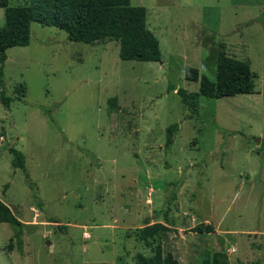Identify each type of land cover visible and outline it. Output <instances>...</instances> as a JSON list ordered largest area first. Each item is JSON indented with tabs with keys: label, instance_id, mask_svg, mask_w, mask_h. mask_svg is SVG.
Listing matches in <instances>:
<instances>
[{
	"label": "rangeland",
	"instance_id": "rangeland-1",
	"mask_svg": "<svg viewBox=\"0 0 264 264\" xmlns=\"http://www.w3.org/2000/svg\"><path fill=\"white\" fill-rule=\"evenodd\" d=\"M130 3L146 10L158 62L36 22L27 46L6 51L0 200L23 225L20 250L0 223V264H137L151 253L137 230L153 217L180 232L175 245L208 246L202 258L264 264V0ZM220 50L248 63L253 92L199 96L192 112L169 89L198 93L185 67L214 81Z\"/></svg>",
	"mask_w": 264,
	"mask_h": 264
},
{
	"label": "trees",
	"instance_id": "trees-1",
	"mask_svg": "<svg viewBox=\"0 0 264 264\" xmlns=\"http://www.w3.org/2000/svg\"><path fill=\"white\" fill-rule=\"evenodd\" d=\"M0 9L4 10V26L0 27V103L5 107H9L12 101L3 92L6 51L29 44L30 25L34 22L63 30L71 42L93 44L102 40L115 41L119 45L118 56L122 61L158 62L161 59L159 42L146 27L145 8L131 5L130 0H29L25 6H10L9 0H0ZM254 77L247 62L228 57L220 50L217 53L214 81L200 76L196 68L185 67L184 79L198 81V93H188L174 87L169 90L175 91L183 106L194 112L198 107L199 96L222 98L252 93ZM171 144L172 138L168 136L166 146ZM9 153L12 155L11 166L22 169L30 184L22 153L14 148H9ZM154 215L161 214L155 212ZM0 223L14 228V237L21 250L19 228L23 224L1 200ZM167 231L170 230L165 225L150 224L147 218L145 224L137 230L136 239L151 253L147 257L138 254L137 264H180L171 253L163 254L160 243H156L161 234ZM200 264L229 262L224 253L214 252Z\"/></svg>",
	"mask_w": 264,
	"mask_h": 264
},
{
	"label": "crops",
	"instance_id": "crops-1",
	"mask_svg": "<svg viewBox=\"0 0 264 264\" xmlns=\"http://www.w3.org/2000/svg\"><path fill=\"white\" fill-rule=\"evenodd\" d=\"M3 202H5L3 200ZM149 223L150 224H154V223H161L163 225H165L166 227L169 228L170 231L167 232H163L161 234V247H162V251L163 254L166 253H171L173 255V257L180 263V264H200L202 261L206 260L207 258H202L203 255H205V251L208 249V246H201L202 244H196L195 246H177L175 245V242H173V240H171V233L173 234L174 237H176L177 235L180 234V232H173V230H171V226L165 224L162 222L161 219H154L153 218H149ZM142 227V226H141ZM140 227V228H141ZM255 233H257V231H255ZM187 234H191V232H188ZM182 235V234H181ZM186 235V234H184ZM171 241L173 242L172 244H170V242L167 241ZM175 241V239H174ZM165 244H168L169 246H165ZM211 247V246H209ZM218 252V251H215ZM214 253V252H213ZM200 259V261H199ZM199 261V262H196Z\"/></svg>",
	"mask_w": 264,
	"mask_h": 264
},
{
	"label": "built area",
	"instance_id": "built-area-1",
	"mask_svg": "<svg viewBox=\"0 0 264 264\" xmlns=\"http://www.w3.org/2000/svg\"><path fill=\"white\" fill-rule=\"evenodd\" d=\"M86 235V234H85Z\"/></svg>",
	"mask_w": 264,
	"mask_h": 264
}]
</instances>
